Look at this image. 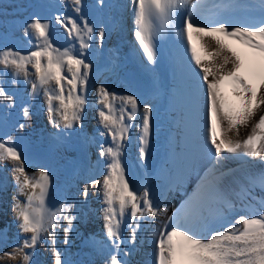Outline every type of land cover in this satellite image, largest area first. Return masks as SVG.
Returning <instances> with one entry per match:
<instances>
[{
    "label": "snow or ice",
    "instance_id": "1",
    "mask_svg": "<svg viewBox=\"0 0 264 264\" xmlns=\"http://www.w3.org/2000/svg\"><path fill=\"white\" fill-rule=\"evenodd\" d=\"M69 2L79 20L60 15L55 20L70 38L78 41L80 53L76 54L70 48L61 51L55 47L49 35L50 22L39 16L27 21L24 27L25 36L37 41L35 50L27 54L12 48L0 50V73L11 69L13 81L21 73L27 78L28 65H31L35 73L31 84L33 93L38 95L40 90L43 91L51 122L57 126L63 124L66 129H72L82 121L87 103L83 93L92 65L80 57L90 47L89 41L96 30L81 14L83 0ZM97 2L104 5V0ZM131 3L134 6V36L147 61H156V38L169 30L176 31L177 36L187 41V51L191 55L186 70L193 86L205 93L202 143L185 173L170 179L167 191L178 188L187 171L195 167L199 159L207 158L208 167L199 178L193 194L180 209L168 215L169 209L163 206L166 194L161 192L153 196L148 186L131 185L121 159L133 127L139 128V157L146 156L152 130V108H143L137 125L135 121L140 107L137 97H118L101 85L98 89L101 105L98 115L105 130L101 135L111 136V143L100 146L99 157L107 158L102 179L86 182L82 194L87 199L90 189L102 191L104 229L110 241L105 264H129L126 257L130 253L121 248V230L126 216L131 218L127 226L132 229L129 236L132 241H135L141 223L158 225L154 264H264V197L257 211L239 215L235 223L227 224L223 230L210 227V218L202 211L210 200L220 205V212L233 207L222 188L225 178L234 175V170L227 167L229 160L260 168L256 175L248 177L250 186L242 189L247 199H254V187H259L264 193V14L253 23L240 24L228 19L202 23L199 16L205 10L221 17L240 5L236 0H131ZM260 6L264 9V0H260ZM181 17L183 20L178 23ZM194 32L205 57L201 56L197 44L193 42ZM104 37L105 29L101 27L98 38L103 41ZM229 41L240 48L237 49ZM226 82L231 86L238 104L225 96L222 85ZM66 85L70 86L67 92ZM0 100H6L9 106L14 103L3 86H0ZM117 100L120 101L119 108ZM54 101L59 103L54 104ZM258 112L261 114L253 123ZM29 116V108L24 107L25 121ZM249 126V134L241 139V127ZM24 127L25 123L19 124L20 129ZM3 162H8L15 174L14 210L20 242L11 251H3L0 259L31 264L39 243L50 241V247L55 249L57 225L64 221L67 224L63 229L64 242L68 243V235L76 219L74 204L65 201L55 210L48 206L49 171L39 169L30 174L26 170L24 153L17 148L12 136L0 139V163ZM45 234L49 241H45ZM52 255L54 264H67L59 250H54Z\"/></svg>",
    "mask_w": 264,
    "mask_h": 264
},
{
    "label": "rangeland",
    "instance_id": "2",
    "mask_svg": "<svg viewBox=\"0 0 264 264\" xmlns=\"http://www.w3.org/2000/svg\"><path fill=\"white\" fill-rule=\"evenodd\" d=\"M110 1L111 0H104V5L101 6L98 4L97 0H83L81 13L96 29L92 39L89 41L90 47L84 50L83 55L80 57L85 60V63H90L92 67L88 72L86 91L83 93L87 103L82 113V121L75 124L78 128H76V131H81L79 135L81 139H86V130L89 131V135H91V137L87 139V141H89V149L86 143L82 145L79 138L75 137V134L74 136H69L68 133V135L66 134L67 129H65V132L63 128H59L63 124L57 126L51 122L45 103L46 97L42 90L39 91L38 96L37 94L35 95L33 101H29L31 105H27V107L29 108L30 116L28 120L25 121L23 117L24 102L28 101L29 98H27L25 94L28 93L29 89H32L31 84L35 79L34 69L31 65H28L29 75L27 78H24L25 76L21 73L16 77L15 81H13L11 69H9L7 73H0V86H3L14 100L11 106L8 105L6 100H0V139H6L8 136H12L19 150L23 153H32L31 156L29 155L30 157H39L40 159H37V162H42L44 164L43 166L37 165L35 161H29L26 167L34 172L39 169L49 171L51 186L48 195L53 198L50 204L51 208L55 210L59 207V204L67 201L68 203L74 204L73 211L76 215L72 230L68 235V243L64 242L65 236L63 229L67 227L66 221H64L62 224L57 225L55 249L50 247L49 238L45 234L44 239L49 242H41L36 246L32 255L31 264H54L52 255L54 250H59L62 255L68 252L72 253L74 256L80 254L79 257H76L81 258L82 264H105V255L102 253L101 255L95 253L92 248L87 246L88 244H85V248H82L79 252L74 250L75 252L73 253L72 249L73 246L81 240V236L83 235L81 231L83 230L80 229L84 228V230H86L88 228L90 231L93 230L94 232L99 225V221L102 219L104 222L103 210H101L102 216H98L99 209H97V206L99 205L100 198L103 197H96L98 189H90L87 199H85L82 194L83 185L86 182L90 183L92 179H102V175L105 171L104 163H102L104 166H99V169H95L96 164L94 158L96 159L99 157L100 146L96 142L94 143L92 139L93 137L95 138L97 130L99 128L101 130L102 126L99 124L100 121L98 120L100 119L98 111L101 108V105L97 103L99 102L98 89L101 85H104L110 92H115L118 97L127 95L130 89L128 79L125 78L123 74L121 75V72L126 71V69L120 68L116 64L119 62L120 55L123 56L124 54L123 48L121 47L124 46L122 39L123 24L121 22L125 21L126 10H128V15H130L128 19H133L134 21V13L132 15L134 6L131 0H112L114 1L113 4ZM39 4L41 6L38 12L39 17L42 20L50 22L49 35L54 46L61 51H63L64 48H70L74 53H80L81 50L78 41L70 38L64 27L55 20L57 15L62 17L70 16L79 20V16L73 11V5L69 0H0V50L12 48L24 54H27L31 50H35L34 45L31 44L35 39L33 38L30 40L29 37L25 36L24 27L27 21L38 16L37 8ZM133 21H131L130 25L127 27L130 31ZM101 27L105 29V33L107 34L103 41H100L98 38V30ZM126 36H128V33ZM85 39H88V37H85ZM107 43L110 47L106 45ZM134 73L138 72L133 71L128 74ZM146 81H150V79L145 80V82ZM119 83L122 88L117 90V87L120 85ZM142 84L143 83L138 82L137 87L141 88ZM69 87L70 86L66 85V92ZM20 92L21 96L18 95ZM156 97L160 99L159 94H155L153 98L146 99L144 105L148 107L152 106L151 108L154 109ZM54 102L55 104L59 103L58 101ZM117 102L120 103L119 100H117L116 103ZM145 106L141 108L140 113L143 112ZM15 109V114L8 116L10 111ZM85 114L88 115L87 123L90 125L88 128L81 126L83 125L81 122H83ZM97 121L99 123L96 124ZM20 123H25L23 129L19 128ZM48 130L51 132H54V130L58 131V133H54L56 137H58L60 143L52 149H49L50 147L46 146V143H43L44 147L42 146V142L44 141L42 134ZM138 134V127H133L130 131L129 140H134L135 144H137ZM75 139H77V141ZM160 147L162 148V146ZM36 153L39 155H36ZM88 156L91 160H88ZM103 168L104 171L102 170V172L101 169ZM10 169L11 165L8 162L0 163V190H4L5 182L7 183L8 179L11 184L10 202H3L2 207L0 204V255H2L3 251H11L12 247L20 242L18 226L16 222L10 221L15 203L14 197L16 196L15 174ZM88 202L90 207L88 206ZM102 202L101 200V204H103L101 207L104 208L105 205ZM121 232H123V226ZM95 235L97 236L98 234ZM78 247H80V244ZM28 251L32 250L29 249ZM75 262L76 260H73L72 264H75ZM0 264H16V262L8 261L4 258L0 259Z\"/></svg>",
    "mask_w": 264,
    "mask_h": 264
},
{
    "label": "bare ground",
    "instance_id": "3",
    "mask_svg": "<svg viewBox=\"0 0 264 264\" xmlns=\"http://www.w3.org/2000/svg\"><path fill=\"white\" fill-rule=\"evenodd\" d=\"M110 2L113 4L114 1L111 0ZM237 3L240 6L232 9V11H234L233 14H229L227 17L220 18L211 13L210 15H208V19L203 22H212L217 19H228L230 22H238L240 24H244L256 22L261 18V16L254 15L249 9H243L242 7L244 5L242 3ZM40 8L41 6L39 4L37 8V13L39 12ZM128 13V10H126L124 18V23L126 24H128V18L130 17ZM37 15L39 16V13ZM182 20L183 17L178 20V23L182 22ZM132 27H135L134 23L132 24ZM130 32H133V30L131 29ZM125 34H127V31ZM106 35L107 34L105 33V36ZM128 36L125 37L127 38ZM192 38L193 42L197 44V48L198 51H200L201 56L205 57V53L200 49V42L195 32L193 33ZM166 39L168 40V44H165L164 46L174 50V60L171 61V63L167 67L162 68L161 73L158 74V78H144L141 82L143 84L141 88H139L137 87V82L141 78L139 71H136L138 73L128 74L132 73L134 70H131L129 67H127L126 71L121 72V75L123 74V76L129 81L128 84L130 89L127 95H135L138 101L140 102V107L137 113V120L135 121V123H140L139 115L141 108L145 106V100L153 98L155 94H159L160 96V99H157L156 97L154 101V109L152 108V130L149 137L150 147L148 148L147 154L145 156L146 161L148 162V164H146L147 169L142 175H140L139 172L137 174H134V172L131 171L130 178L129 176L126 177L129 179L131 185H134L136 187H140L142 185L148 186L153 196H158L161 192H164L166 194V199L164 200L163 206L169 209L168 215H171L173 212L180 209L184 201H186L188 197L193 194L199 182V178L203 176L204 172L207 170L208 160L207 158L199 159V162L196 164V166L192 167L187 171L183 183L175 190L171 192L167 191L170 179L174 178L178 174L185 173V170L190 164L191 158L193 157V155L198 153L199 145L202 143L203 129L201 128V122L205 113V93L193 86V81L190 77V74L186 70L188 63L190 62L191 55L190 52L187 51V41L177 36L176 31L169 30L156 38V40L154 41L155 47L158 46L160 43H163ZM36 43L37 41L35 40L31 42L34 47ZM229 43H232L233 46L237 49L240 48L238 44H235L232 41H229ZM106 45H108V43ZM108 47H110V45H108ZM121 47L123 48V51L125 53V51L127 50L125 48V45ZM160 53L161 52H159V54ZM124 62H126V60ZM116 65H118V63ZM194 66L195 65L193 62V67ZM167 68L171 69L169 74H166L165 70ZM159 76H161V79H159ZM169 77L170 79H168ZM149 79L150 81L145 82V80ZM161 83L163 84L162 86H160ZM166 83H169L168 89L165 88ZM206 87V84H204L203 88L205 90ZM119 88H122L121 84L119 85V87H117V90H119ZM222 90L229 101L237 104L239 103L236 100L235 96H233L232 92L228 91L224 85H222ZM18 95L21 96V92ZM26 95L27 98H29L28 101L24 102L25 107H27V105H31V102L29 101H33L36 94L33 93L32 89H29L28 93L25 94V96ZM164 102L166 103L165 106H163ZM116 105L119 108L120 103L117 102ZM15 112L16 109L10 111L8 116L15 114ZM260 114L261 113L259 112L257 113L256 117H254L253 123L256 119L259 118ZM87 119L88 115L85 114L84 120L83 122H81L85 126L81 125L82 127L88 128L90 126L87 123ZM98 120L100 121V119ZM97 123L99 122L97 121L96 124ZM59 128H63V125ZM76 128L77 127L74 125L73 129L75 130ZM101 129L103 131L102 126ZM249 132L250 126L241 127L240 138H245L249 134ZM67 133L69 134V136H74V133L70 131V129H67L66 134ZM230 135L234 136V134L232 133H230ZM110 138L111 136L109 135H102L101 140L103 143L106 142V144L108 145L111 143ZM50 139L52 143L55 142V139H52V137H50ZM87 139L89 138H86V140ZM131 142H134V140L126 141V146L130 148ZM156 143H160L162 148L157 147ZM31 154L32 153L25 152V159L27 158V155L31 156ZM32 159L33 157H30L31 161ZM37 159L38 157H35V162H37ZM155 160H158V162H156ZM28 163L29 160L26 159V165ZM226 164L228 168L234 170V175L225 178L222 184V188L228 194L232 204H239L240 209H225L223 212H220V205H218L216 201H208L203 206L202 211L205 216H208L206 211H210L212 213L210 227L216 230H223V227L227 226V224L235 223L239 215H249L250 213L257 211L260 208L257 203V199H262V197H264V193H262L261 190L258 189V187H254L252 189L255 194L254 199L252 200L247 199L245 194L242 193V189L244 187L250 186L248 177L254 176L260 171V168L258 166L242 165L240 162L235 160H229L226 162ZM37 165L43 166L44 164L42 162H37ZM130 167H132V165H130ZM26 170L30 174L34 173V171L29 170L27 167ZM102 170L104 171V168L101 169V171ZM162 186H164V188H162ZM98 196H103L101 190H97L96 197ZM20 199L23 200L24 197H20ZM52 200L53 198L48 195L47 204L50 208ZM101 200L103 201V197L100 198L99 205L97 206L99 209V217L102 216L101 210H103V208L101 207L103 206V204H101ZM10 219V221L16 222L17 224L14 206ZM137 219H139V217ZM129 223H131V218L126 216L125 223L122 225L123 232H121L123 237L121 248L122 250L128 251L130 253L129 256L126 257V259L129 261V264H154L156 228L158 225L148 224L147 222L141 223V225L137 229L136 239L135 241H132L129 239L132 230L127 226ZM238 226L242 227V225ZM80 230H83L81 231L83 235L81 236V240L79 242L80 246L83 244L82 241L85 242V240L89 239V235L93 234V236H95L97 239H95L94 241H89L85 244H88L87 246L89 248H92V250L94 251L99 250L102 254L105 255L106 260V257L108 255V249L110 247L108 249L99 248L98 244V239L100 238L99 236L104 231V222L102 221V219L99 221V225L97 226L94 232L93 230L90 231L88 228L86 230H84V228ZM95 234L98 235L96 236ZM83 248H85V245ZM80 249L81 248H79V250ZM74 252L75 251H73V253ZM76 256L77 255L74 256L70 252L65 255H62L67 264H72V260H76L75 264H82L81 258H77L78 256Z\"/></svg>",
    "mask_w": 264,
    "mask_h": 264
}]
</instances>
